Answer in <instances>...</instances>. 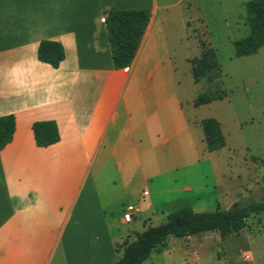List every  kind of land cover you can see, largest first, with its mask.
Listing matches in <instances>:
<instances>
[{
  "label": "crops",
  "instance_id": "obj_1",
  "mask_svg": "<svg viewBox=\"0 0 264 264\" xmlns=\"http://www.w3.org/2000/svg\"><path fill=\"white\" fill-rule=\"evenodd\" d=\"M113 9L151 11L121 70L105 22ZM176 9L167 0H0V117L16 118L0 150V264H116L113 229L132 202L153 211L193 189L175 180L198 161L200 142L206 149L202 121L215 118V102L195 106L196 93L185 104ZM42 40L64 46L60 68L38 60ZM49 120L61 140L40 148L33 125Z\"/></svg>",
  "mask_w": 264,
  "mask_h": 264
},
{
  "label": "rangeland",
  "instance_id": "obj_2",
  "mask_svg": "<svg viewBox=\"0 0 264 264\" xmlns=\"http://www.w3.org/2000/svg\"><path fill=\"white\" fill-rule=\"evenodd\" d=\"M167 1L177 5L174 28L180 42L175 56L185 104L196 93L197 98L203 93L223 97L209 110L221 123L226 146L209 153L199 143L198 161L186 160L188 165L175 180L177 187L188 183L193 189L173 195L170 205L151 211L148 204L132 202L137 210L133 221H120L113 229L118 237L117 260L124 242L165 223L178 209L215 212L239 201L264 200V47L255 55L238 58L234 45L250 33L246 6L251 0ZM203 56L205 77L195 80L192 61L199 63ZM167 244L144 264H264V213L252 215L242 231L226 238L209 232L170 237Z\"/></svg>",
  "mask_w": 264,
  "mask_h": 264
},
{
  "label": "trees",
  "instance_id": "obj_3",
  "mask_svg": "<svg viewBox=\"0 0 264 264\" xmlns=\"http://www.w3.org/2000/svg\"><path fill=\"white\" fill-rule=\"evenodd\" d=\"M246 8L250 33L234 43L238 58L255 55L264 47V0H251ZM150 18L149 9H113L106 13L105 22L115 69H126L132 65ZM65 59L66 51L61 43L51 40L40 42V62L58 69ZM203 59L204 56L199 63L192 61L195 80L205 77L207 64ZM213 65L216 64H209L208 67ZM222 99L221 96L203 93L196 99L195 106ZM202 129L207 152L214 153L226 146L221 123L216 118L204 119ZM15 130L14 115L0 117V150L12 142ZM33 131L36 145L40 148L50 147L61 140L58 124L53 120L35 122ZM261 213H264V200L239 201L227 210L215 212H195L190 207L179 209L170 213L165 223L150 227L134 240L124 242L122 255L116 264H144L153 253H161L167 247L170 237L188 238L209 232H218L223 238L229 237L242 231L252 215Z\"/></svg>",
  "mask_w": 264,
  "mask_h": 264
},
{
  "label": "built area",
  "instance_id": "obj_4",
  "mask_svg": "<svg viewBox=\"0 0 264 264\" xmlns=\"http://www.w3.org/2000/svg\"><path fill=\"white\" fill-rule=\"evenodd\" d=\"M137 213L134 207H129L127 213L123 216V222L131 223L133 221L134 215Z\"/></svg>",
  "mask_w": 264,
  "mask_h": 264
}]
</instances>
